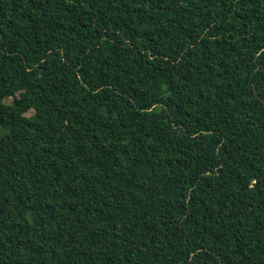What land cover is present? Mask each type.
<instances>
[{"label":"trees","instance_id":"1","mask_svg":"<svg viewBox=\"0 0 264 264\" xmlns=\"http://www.w3.org/2000/svg\"><path fill=\"white\" fill-rule=\"evenodd\" d=\"M0 264H264V0H0Z\"/></svg>","mask_w":264,"mask_h":264},{"label":"rangeland","instance_id":"2","mask_svg":"<svg viewBox=\"0 0 264 264\" xmlns=\"http://www.w3.org/2000/svg\"><path fill=\"white\" fill-rule=\"evenodd\" d=\"M4 47H5V48H7V49H9V47H7V46L3 45V48H4Z\"/></svg>","mask_w":264,"mask_h":264}]
</instances>
